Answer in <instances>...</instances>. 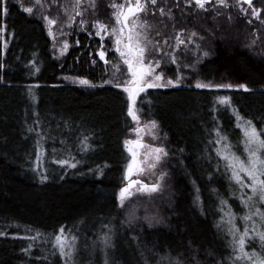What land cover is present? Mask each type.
Segmentation results:
<instances>
[{
	"label": "trees",
	"instance_id": "16d2710c",
	"mask_svg": "<svg viewBox=\"0 0 264 264\" xmlns=\"http://www.w3.org/2000/svg\"><path fill=\"white\" fill-rule=\"evenodd\" d=\"M205 7L158 0L152 8L161 37L185 38L175 53L170 48L161 55L160 67L165 79L181 76L184 83L149 88L136 98L139 122L154 120L159 128L166 176L161 192L133 197L122 209L116 194L132 159L125 140L137 124L127 112V93L114 86L121 84L115 66L122 75L126 68L109 47L102 61L101 42L87 33L68 35L57 59L39 10L28 14L18 1L0 0V264H65L54 246L61 228L70 243L76 238L74 264H157L162 255L168 260L161 264H232L225 213L239 233L247 225L246 250H260L253 232L254 224L264 230L258 216L243 219L250 209L242 193L246 200L251 190L230 179L216 140L219 132L247 160L245 122L264 136V23L236 0ZM253 7L264 18V0H253ZM197 82L213 87L197 88ZM256 206L264 210V203ZM133 208L136 218L129 222Z\"/></svg>",
	"mask_w": 264,
	"mask_h": 264
},
{
	"label": "snow or ice",
	"instance_id": "6c2138e0",
	"mask_svg": "<svg viewBox=\"0 0 264 264\" xmlns=\"http://www.w3.org/2000/svg\"><path fill=\"white\" fill-rule=\"evenodd\" d=\"M20 3L22 11L32 14L35 6L42 7L41 0H34L33 6H25L22 0H18ZM82 0H75L73 4L74 10L79 8ZM188 6H194L198 9L207 10L206 4L211 3V0H186ZM216 2L223 6L226 3V0H216ZM158 0H136L135 7H128L127 11H123L124 5L113 4L112 7L117 9L114 11L113 16L116 19V23L120 25L117 30L115 27L112 28L111 34L115 36V51L119 54L123 63L127 65L128 72L131 76V79L125 81L123 85L120 83H116L114 86L118 88H123V91L127 93L128 99V115L133 119V121L139 122V116L137 114L136 109V98L141 92H145L146 89L149 88H167L170 85H174V81L172 79H164L163 73H156L155 69L160 67L161 59L152 55V51H156L157 53L163 52L158 46L157 42L149 39V35L146 31H141L138 29H146L150 28L151 25L147 23V21L139 22V18L133 19L131 24H129V17L134 15L135 13L140 12H148V4L153 6L157 5ZM244 3H247L249 8H252L251 15L261 20V23H264V18L260 15V10H257L253 7V0H244ZM90 4L93 8L96 7L95 0H90ZM66 10V9H65ZM6 12L7 9L5 8ZM241 11H245L241 9ZM160 14L165 15V9L160 8ZM76 15H82V12L77 11ZM169 19L172 18L171 10L168 12ZM43 19L47 22L49 26L57 23L55 18H49V16L44 15ZM71 20L72 17H69ZM83 23V22H82ZM251 23V21H249ZM96 28L99 29L97 31V35H100L101 32H107L108 26L101 23L100 21H96ZM127 30V31H126ZM126 31V36H125ZM159 35V33H157ZM49 35H52L51 30H49ZM193 37L197 36L196 32L191 34ZM201 40L205 39L203 36L200 37ZM183 40H179V44H183ZM255 41H253V44ZM64 48H67V43H65ZM197 48H200V45H197ZM63 54V50L61 52ZM166 54V53H165ZM204 56H208L209 52L204 51ZM100 58L103 60L105 58V52H99ZM173 63H176L175 57L172 59ZM186 67L193 68L194 66L189 64ZM119 71V68H117ZM179 82V77L177 78L176 83ZM81 84H88L87 80H81ZM108 83V81H106ZM195 87L197 88H208L213 87L211 84H205L201 82H197ZM215 87H229L232 85H216ZM239 87L244 88L247 91L246 85H239ZM220 103L227 104L229 103L228 97H220ZM242 117L237 113V120H241ZM238 127L240 125L238 124ZM145 128L156 129L157 123L156 121H149L148 125H145ZM145 128L137 127L135 129L137 133L136 140H125V146L127 150L132 156L131 161L128 163L124 179L128 181L127 184L122 186L118 193L116 194V202L117 206L120 208H126L128 204L132 203L133 197H138L140 195H148L152 197L153 194L159 193L163 190V181L166 176V173L160 172L158 174V178L151 184L145 183L142 180H132L131 177L134 172H143L145 169L143 168V164L151 159L152 162L148 163L149 169H155L162 162L163 158L168 155V152L164 147L145 145L143 143L142 138L140 137V133L145 130ZM244 135V150L247 153V160L242 159L239 155H237L234 151H232V145L230 142L225 143L227 141V137L222 136L219 132L217 133L216 144L221 145V148L217 150V156L220 157V160L225 161L226 169L231 170V180L235 181L237 185L241 189H250L251 195L247 197V199H243V193L241 197V202L245 207L250 209V213L246 214L243 219L245 221L252 220L253 216H258L260 221V227L264 228V210L260 207H257V202L264 203V136L257 130V128L253 125L251 120L245 122V125L242 128ZM149 135H152L153 139L156 138L155 133L149 130ZM87 139V138H85ZM83 143V141H82ZM132 145L134 147H128ZM147 148L149 151L145 153L144 161H140L138 163L137 149ZM59 164L64 165L67 164L68 161L60 160L57 161ZM219 165V161H218ZM70 167H75V164H71ZM242 177H246L248 182ZM47 177H41V182L46 180ZM221 206L226 204L224 199L220 201ZM255 209L254 212L251 209ZM225 215L229 216L228 223L231 225L229 231L230 234L233 235L232 248L233 254L229 256L232 264H237V261L242 262V264H264V230H256V225H253V232L255 233V237H258L260 241V250L257 251L255 247L251 251L246 250V237H248V228L247 225L242 233H239V229L236 228L234 220L232 219L231 213H225ZM135 208L131 209L128 213L129 222L132 219H135ZM145 219L148 220L150 226L152 223V218L145 216ZM159 223V221H156ZM106 227V226H105ZM220 227V225H218ZM65 229L61 228L59 230V234L55 236L54 246L58 248L61 257L65 258V264H69V261H72L74 264V255H75V237L72 238V242L70 243L68 239L64 236ZM238 238H237V234ZM105 246L107 247L109 244V238L107 234L103 239ZM67 249V251H66ZM162 260H168L167 255H162L160 260L157 261V264H161ZM105 264H108L107 260ZM170 264H181L179 260L170 261Z\"/></svg>",
	"mask_w": 264,
	"mask_h": 264
},
{
	"label": "rangeland",
	"instance_id": "374dc122",
	"mask_svg": "<svg viewBox=\"0 0 264 264\" xmlns=\"http://www.w3.org/2000/svg\"><path fill=\"white\" fill-rule=\"evenodd\" d=\"M14 1H18V0H14ZM236 1L240 9H244L245 11L249 10V6L242 4L244 3V0H236ZM22 2L28 3L30 6H33L34 0H22ZM102 2L104 3L103 7H102L103 5ZM74 3H75V0H41V4L43 6L42 7L35 6L33 9V12L39 10L37 14L44 23V26H45L47 35L51 41L52 49L55 53V56L57 57V59H59L65 53L66 49L64 48V45L67 41L68 35H71L74 33L90 34L98 38L99 41L101 42V47H100L99 52L100 51L105 52V58L103 60L100 58L102 61L104 62L106 61L107 50L109 47L111 51L115 53L117 62L119 63L120 67L126 68V75L124 74L122 75L120 72V69L119 71H117V66H115V72L117 73L118 78L121 81V85H123L125 81H128L131 79V76L128 72L127 65L123 63V60L121 59L119 54L115 51V47H116L114 43L115 36L111 34V30L113 27H115L118 30L120 25L116 23V19L113 16L114 11H116L117 9H114L112 5L122 4L124 5L123 11H126L128 7H133V8L135 7L136 0H95V4H96L95 8L91 6L90 0H82L80 7L75 10L73 8ZM152 8H153V5L148 4V9H149L148 12L146 13L140 12L139 14L131 17L129 20V24H131L133 19H136L138 17L139 22L147 21V23L151 25L150 28L138 29V30L146 31L149 35V39H151L154 42H157L158 46L161 49H163V52H160V53H157L156 51H152L153 56L157 57L158 59H161L162 57L161 55L168 54L170 48L172 49L173 53H175V51H177L180 47L184 46L186 42H185V38L181 36V33H178L179 35L177 34L175 38H168V37L164 38L165 36L161 37V34H163V32H162V29L159 28L158 24H156L153 21L154 20V10H152ZM77 11L82 12V15H79V16L76 15ZM249 11H252V9ZM44 15L49 16V18H55L57 20V23L49 26L47 22L43 19ZM69 17H72V19L70 20ZM96 21H100L101 23L107 25L108 26L107 32H101L100 35H97L96 33L97 31H99V29L94 26ZM49 30H51L52 35H49ZM157 33H159V35ZM125 36H126V33H125ZM179 40H183L184 43L179 44ZM62 50H63V54H61ZM173 53L170 57L171 59H173ZM161 63H162V59H161ZM160 67H161V64H160ZM160 67L155 69L156 73H161ZM80 81L81 80H77L78 83H80ZM176 81L177 80L174 81V85H170L167 88L181 86L184 83L183 78L181 76H179V82L176 83ZM82 85H88V84H82ZM148 124L149 122H138L134 130L129 133L126 140H136L138 137H137V133L135 129L137 127L145 128V125H148ZM149 130L155 133V136H156L155 139H153L152 135L148 134ZM140 137L142 138L143 143L145 145L150 144L154 147L155 146L160 147L158 143L160 139V132H159L158 126L156 129L145 128V130L140 133ZM148 151L149 150L147 148H143L141 150L138 163L140 161H144L145 153H147ZM150 162H152L151 159L145 162L142 165L145 170L143 172H138V171L134 172L131 179L132 180L139 179L148 184H151L154 181H156L158 178V174L161 172L160 164L155 169H149L148 163ZM127 183L128 181L126 180L125 184Z\"/></svg>",
	"mask_w": 264,
	"mask_h": 264
},
{
	"label": "water",
	"instance_id": "95a60500",
	"mask_svg": "<svg viewBox=\"0 0 264 264\" xmlns=\"http://www.w3.org/2000/svg\"><path fill=\"white\" fill-rule=\"evenodd\" d=\"M126 11H127V10H126ZM126 11H125V12H126ZM137 14H139V13H135L134 15L130 16V17H129V20H130L131 17H133V16H135V15H137ZM126 31H127V30H126ZM126 31H125V33H126ZM129 146H130V147H134V146H132V145H129ZM141 150H142V149H137V152H138L137 160H138V161H139V157H140V154H141ZM136 180H137V179H136Z\"/></svg>",
	"mask_w": 264,
	"mask_h": 264
}]
</instances>
